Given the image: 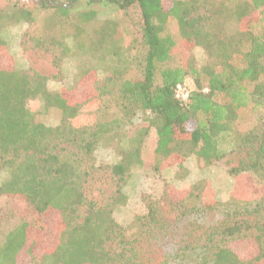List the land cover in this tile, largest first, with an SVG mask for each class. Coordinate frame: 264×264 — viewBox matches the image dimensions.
Listing matches in <instances>:
<instances>
[{"label": "trees", "instance_id": "trees-1", "mask_svg": "<svg viewBox=\"0 0 264 264\" xmlns=\"http://www.w3.org/2000/svg\"><path fill=\"white\" fill-rule=\"evenodd\" d=\"M75 1L81 8L74 16L82 21L99 13L92 7L96 4L138 13L127 50L120 45L118 21L107 20L99 30L88 51L110 64L84 97L62 87L53 90L47 76L17 66L2 31L11 23L31 21L36 8L19 1L0 2V162L7 170L0 195L23 200L33 214V220L20 222L0 242V264H22L24 254L36 264L263 260L264 193L251 200L232 196L207 202L202 179L182 197L180 192L172 195L169 185L163 193L166 206L151 203L141 216L148 228L163 227L166 213H175L166 225L171 228L187 227L185 218L201 210L221 208L224 214L216 225L197 234L195 246L181 245L173 261L147 260L141 242L126 238L114 211L115 204L126 202L125 187L137 168L162 172L169 162L183 168L192 156L211 165L244 147L245 157L230 174L264 178V134L238 129L264 107V0H172L169 5L164 0ZM73 8L59 6L67 17ZM51 45L62 47L63 56L70 50L64 38ZM90 72L83 70L79 78ZM188 78L194 87L183 100L177 88ZM36 98L42 101L39 111L27 105ZM94 100L101 113L82 119L83 107ZM108 100L116 112L105 108ZM139 112L144 114L143 124L132 126ZM52 116L55 122L47 121ZM103 144L118 147V159L103 166L116 189L111 204L99 205L86 201V186L97 169V148ZM51 214L58 216L50 233L46 218ZM193 238L189 234L188 240ZM232 240L244 242V253L229 245Z\"/></svg>", "mask_w": 264, "mask_h": 264}, {"label": "rangeland", "instance_id": "rangeland-1", "mask_svg": "<svg viewBox=\"0 0 264 264\" xmlns=\"http://www.w3.org/2000/svg\"><path fill=\"white\" fill-rule=\"evenodd\" d=\"M11 1L27 3L36 9L31 21L11 23L3 29L2 35L8 42L9 53L13 55L19 68H32L47 76L48 85L53 90L62 87L84 97L94 87L95 79L103 73L104 68L109 67L110 63L94 58L88 50L92 42L99 37V30L107 20L119 22L122 33L120 45L125 50L131 47L135 22L138 17L135 10L123 11L116 6L101 8L96 4L92 7L98 9L99 13L89 21H82L79 17L74 16L81 8L77 6L78 3L75 0ZM164 2L169 5L172 0H164ZM63 5H75V8L70 11V17L64 16L59 10V6ZM63 38L70 47L65 56L62 54V47L51 45L55 40ZM37 42H43V45ZM201 60L199 59V62ZM86 69L91 71L90 74L79 78L81 72ZM83 78L84 81L80 82ZM78 79L80 83L76 84ZM193 87L192 78H188L185 88L192 90ZM27 105L30 109L39 111L42 108V101L39 98L29 99ZM104 106L110 112L117 111L114 102L110 100L104 102ZM97 108L96 100L90 102L83 107L81 118L85 120L88 116L94 115ZM143 117L144 114L139 112L135 116L132 126L142 125ZM55 120L53 116L47 118V121L55 122ZM238 129L242 132L253 130L255 133L264 134V107ZM235 150L223 160L211 165H206L192 156L186 161L183 168L174 166V163L170 162L162 172H155L151 168H137L138 170L133 173L125 187L126 202L122 205L115 204L114 216L124 228L127 239L135 240L136 238L141 242L140 247L147 260L155 263L171 260L181 245L190 243L191 246H195L193 243L198 239L197 234L199 235L204 229L213 227L224 217L221 208L201 210L185 218L184 222L188 224L187 227L180 226L178 228V224H176L171 228L166 225L174 220L175 213L164 212L165 216H168V222H165L163 227L148 228L143 223L141 216L148 212L151 203L166 206L163 193L169 185L172 195L180 192L179 197H182L193 183L202 179L207 183L204 194V199L207 202L227 201L232 196L242 200H251L264 193V178L251 173H243L235 177L230 174L231 167L238 165L246 155L244 147ZM116 159H118V147L109 144L99 145L94 158L97 169L92 170V177L86 186L87 202L94 201L99 205L111 204L116 189L115 180L109 170L103 166L111 164ZM6 174L7 170L1 167L0 162V184ZM27 207L21 199L0 195V242L4 240L6 233L20 222L33 220V214ZM57 216V214H51L46 218L50 233L54 218L57 220ZM195 216H199L198 219ZM189 234L192 238L195 237L188 240ZM243 244L244 242L239 240L229 242V245L241 254L244 253ZM20 262L36 264L26 254L21 257ZM257 264H264V259Z\"/></svg>", "mask_w": 264, "mask_h": 264}, {"label": "built area", "instance_id": "built-area-1", "mask_svg": "<svg viewBox=\"0 0 264 264\" xmlns=\"http://www.w3.org/2000/svg\"><path fill=\"white\" fill-rule=\"evenodd\" d=\"M189 92L190 90H187L185 88V84L184 85H178V88H177V95L182 98L183 100H187L188 97H189Z\"/></svg>", "mask_w": 264, "mask_h": 264}, {"label": "water", "instance_id": "water-1", "mask_svg": "<svg viewBox=\"0 0 264 264\" xmlns=\"http://www.w3.org/2000/svg\"><path fill=\"white\" fill-rule=\"evenodd\" d=\"M55 3L57 4V2L55 1Z\"/></svg>", "mask_w": 264, "mask_h": 264}]
</instances>
